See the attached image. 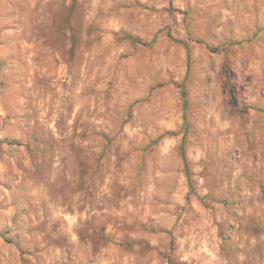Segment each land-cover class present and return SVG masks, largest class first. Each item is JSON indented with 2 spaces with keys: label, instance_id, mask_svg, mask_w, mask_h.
<instances>
[{
  "label": "rangeland",
  "instance_id": "obj_1",
  "mask_svg": "<svg viewBox=\"0 0 264 264\" xmlns=\"http://www.w3.org/2000/svg\"><path fill=\"white\" fill-rule=\"evenodd\" d=\"M0 3V264H264V0Z\"/></svg>",
  "mask_w": 264,
  "mask_h": 264
},
{
  "label": "crops",
  "instance_id": "obj_2",
  "mask_svg": "<svg viewBox=\"0 0 264 264\" xmlns=\"http://www.w3.org/2000/svg\"><path fill=\"white\" fill-rule=\"evenodd\" d=\"M1 6H2V4L0 3V7ZM14 22L15 21H12L11 26L6 25L7 23H5V20H4L3 15H2V9H1V11H0V40H2L4 38L9 39V42H10L12 48L16 47L15 40L19 39L20 35H21V32L19 31V29H17L15 27V23ZM52 32H53V30L50 31V33H52ZM46 33H48V32H46ZM43 35H45V34H43ZM40 50H41V48H40ZM51 50H52V48H51ZM12 52H14V50H12ZM52 54H54L55 56H58V52L57 51H52L51 56H52ZM9 61H11L12 63L15 62L14 59H13V56H12V58L9 59ZM0 62H4V59H1Z\"/></svg>",
  "mask_w": 264,
  "mask_h": 264
}]
</instances>
